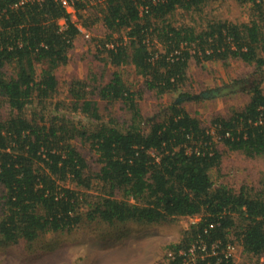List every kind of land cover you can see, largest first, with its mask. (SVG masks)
<instances>
[{
    "label": "trees",
    "instance_id": "1",
    "mask_svg": "<svg viewBox=\"0 0 264 264\" xmlns=\"http://www.w3.org/2000/svg\"><path fill=\"white\" fill-rule=\"evenodd\" d=\"M67 1L82 21L88 0ZM211 1L105 0L95 20L110 32L114 47L103 43L99 52L106 54L96 58L115 70L105 83L97 73L68 88L71 111L86 117L87 125L59 114L62 102L49 106L59 86L55 72L69 63L80 34L62 0H0V246L33 245L77 228L163 225L190 216L200 219L170 246L175 256L168 264H183L180 251L192 244L209 250L220 240L226 244L233 230L245 253L264 255V193L234 192L211 177L222 156L215 135L231 151L264 155V0H238L254 11L247 23L213 20L200 28L169 19ZM233 59L262 76L223 85L245 84L235 92L248 91L250 100L228 117L215 116L214 135L184 104L213 98L210 92L223 86L202 93L183 87L191 61L228 65ZM127 65L143 77V89L127 84ZM144 91L177 97L164 117L146 120L139 105ZM100 101L122 103L130 114L126 128L103 121ZM77 140L97 153L98 170L92 171ZM96 182L100 192L92 197ZM218 264L232 263L222 258Z\"/></svg>",
    "mask_w": 264,
    "mask_h": 264
},
{
    "label": "rangeland",
    "instance_id": "2",
    "mask_svg": "<svg viewBox=\"0 0 264 264\" xmlns=\"http://www.w3.org/2000/svg\"><path fill=\"white\" fill-rule=\"evenodd\" d=\"M104 1L88 0L86 10L81 12L83 27L89 37L80 33L76 38L74 47L70 50L69 63L60 66L55 72L59 83L58 91L54 98L49 100L50 108H53L57 102H62L59 114L76 122L82 121L87 125L90 123H87L86 117L71 111L72 98L68 88L76 79L93 81L91 77L97 73L101 82L105 83L110 73L115 70L111 65L105 66V62L96 58V55L101 58L105 56V50L102 51L104 54H100L99 51L104 49L102 44L109 43L110 40V32L100 20H95ZM253 14L254 11L249 4H242L238 0H216L207 3L200 11L186 12L179 9L170 15L169 19L175 25L190 24L202 28L201 26L213 20L247 23L252 20ZM73 18L82 24L76 11L73 13ZM112 36V39L119 37L118 34ZM202 64L191 61L189 78L183 87L184 90L202 93L218 86L231 84L236 80H247L248 83H253L262 76V73H257L253 65H247L241 60L233 59L228 65L222 62H203ZM122 70L124 79L133 89L138 91L144 88L143 77L138 75L132 66H124ZM262 88L264 90V80ZM176 97L177 94L157 97L151 91H144L143 97L139 99L142 115L146 120L161 119L167 114L169 105L175 101ZM249 100L250 93L245 90L220 98H204L200 101L188 102L184 106L192 116L199 118L204 126L210 127L215 135V127L211 124L212 119L215 116H230L233 111L245 106ZM99 106L104 122L110 123L111 119H114L126 128L130 121V114L123 108L122 103L109 104L100 101ZM215 142L222 156L219 165L211 170L214 183L226 185L234 192H240L242 188H245L253 194L264 193V155L248 157L241 151H231L216 135ZM75 144L87 158L92 171L98 170L97 153L91 149L90 144L80 140H77ZM99 188L100 185L96 182L93 190L85 191L93 197L100 192ZM1 195L0 187V198ZM199 219V217L189 216L179 217L163 225L141 226L129 222L120 229L104 225L99 231L77 228L70 233H50L33 245L20 243L16 246H0V264H166V254L170 251V246L180 243L183 240L184 231ZM229 240L238 245L234 252V258L238 264H264V255L258 258L244 252L236 231L231 232Z\"/></svg>",
    "mask_w": 264,
    "mask_h": 264
},
{
    "label": "built area",
    "instance_id": "3",
    "mask_svg": "<svg viewBox=\"0 0 264 264\" xmlns=\"http://www.w3.org/2000/svg\"><path fill=\"white\" fill-rule=\"evenodd\" d=\"M24 1H29V0H24ZM63 5L66 7L68 12L72 15L73 18V13L76 11L74 4L70 3L67 0H62ZM75 25L78 27L80 33L85 34L86 37H89L87 34L86 29L83 27L81 23H79L77 20H74ZM66 22L64 20H61V26L62 29L66 28ZM107 48H113L114 43L109 42L105 44ZM226 244H223L222 241H218L212 244L210 247V250L207 248L205 244H192L190 248L187 250H181L180 254L186 255L185 258L183 259V264H201L200 260L206 259V257L209 256H218V260L216 264H218L222 258L225 260H228V262H231L232 264H238L234 258V252L238 248V245L232 241V240H227ZM222 254L221 257L219 255ZM175 253L173 251L167 252V263L169 262L170 258H174Z\"/></svg>",
    "mask_w": 264,
    "mask_h": 264
},
{
    "label": "water",
    "instance_id": "4",
    "mask_svg": "<svg viewBox=\"0 0 264 264\" xmlns=\"http://www.w3.org/2000/svg\"><path fill=\"white\" fill-rule=\"evenodd\" d=\"M244 86H245V84H236V85L223 86V87H220L218 89H213L210 92V96L213 97V98L214 97H220V96L225 95V94H229V93H232V92H235V91H239ZM207 96H209V95H207Z\"/></svg>",
    "mask_w": 264,
    "mask_h": 264
}]
</instances>
